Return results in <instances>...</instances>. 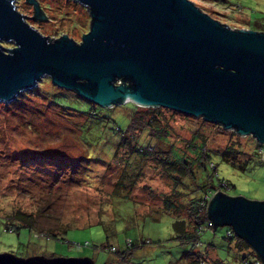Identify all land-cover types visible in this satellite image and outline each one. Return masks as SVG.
Here are the masks:
<instances>
[{
    "label": "rangeland",
    "instance_id": "1",
    "mask_svg": "<svg viewBox=\"0 0 264 264\" xmlns=\"http://www.w3.org/2000/svg\"><path fill=\"white\" fill-rule=\"evenodd\" d=\"M190 1L230 28L249 29L247 21L258 18L250 30H264V0ZM35 2L41 14L38 18L27 0H14L17 10L42 35L55 39L65 34L79 42L88 31L89 15L79 3ZM17 99L0 102V253L88 257L93 264H195L199 249L207 254L204 259L199 256V264H243L241 252L221 239L225 226L201 235V239L213 238L211 247L194 241L187 251L169 240L173 212L165 210L162 202L171 200L174 188L159 159L170 147L189 156L186 146L198 135L195 144H203L210 155L211 161L206 162L208 167L213 162V176L229 183V187L218 183L215 190L261 201L264 162L258 155L264 146L254 145L251 136L149 107L160 110L167 133L159 140L154 136L165 132L137 134V142L150 146L148 156L136 158L129 154L130 139L120 140L127 121L122 107L101 109L74 91L55 86L48 77ZM226 147L233 153L225 160L234 156L236 165L219 159ZM247 158L240 169L237 164ZM16 210L33 217L32 229H21L17 235L5 228L7 216ZM174 214L185 220L189 216L184 211ZM246 258L251 260L249 255Z\"/></svg>",
    "mask_w": 264,
    "mask_h": 264
},
{
    "label": "water",
    "instance_id": "2",
    "mask_svg": "<svg viewBox=\"0 0 264 264\" xmlns=\"http://www.w3.org/2000/svg\"><path fill=\"white\" fill-rule=\"evenodd\" d=\"M72 1L90 19L79 42L42 35L14 0H0V102L16 100L48 77L101 107H161L264 146V32L230 28L190 0ZM27 2L38 18L35 0ZM206 214L212 228L230 227L264 264V200L216 190ZM0 264L93 263L0 253Z\"/></svg>",
    "mask_w": 264,
    "mask_h": 264
},
{
    "label": "trees",
    "instance_id": "3",
    "mask_svg": "<svg viewBox=\"0 0 264 264\" xmlns=\"http://www.w3.org/2000/svg\"><path fill=\"white\" fill-rule=\"evenodd\" d=\"M238 4L240 6V3ZM241 7L243 8V6ZM257 20L258 18H250L249 21H247L246 19L245 21H247V27L249 29H254V24H258ZM262 31L264 30L262 29ZM14 101L17 102L18 99ZM117 106L122 107L127 111V121L125 123L124 129L122 130L120 140L123 141L124 139H130L129 154H135L136 158H141V156L144 158L149 153V151H146V148H148L150 145L143 146V141L137 142V140L135 139H138V137L143 132H145V135L148 132L149 136L153 135V132H165L160 135L154 134V137H156L157 140H159L162 136H164V134L167 133L166 125L163 123L160 110L149 107L140 108V106H136L135 104L130 102L123 103L122 105H113L112 107L100 108L107 111H112ZM137 134L139 136H137ZM196 139H199L198 135H193L186 146L189 156H186L183 153H178L174 148L170 147L163 153L162 157L159 159V163L162 169L164 170V172H166V177L171 181V184L174 188V190H172L170 193V195H173L171 200L166 198L162 202V206L165 210L173 212L171 213L172 216H169L173 219H171L170 222L171 236L169 237V240L173 241L175 246L187 248V251L192 247L194 241L202 244V246H213L212 237L210 238L208 236V240L201 239V235L204 234L206 230L213 229V231L215 232L216 229V227L212 228V226L210 225L211 221L208 218L205 209L203 210V207H205L204 196L211 191L214 192L218 183H223L225 185L224 187H229V183H226V181H224L223 179L217 178V175L215 177L213 176L215 168H213V166L208 167L206 162V160L209 159L211 161L210 155L203 148V144H195ZM252 141L254 145H260L254 140ZM230 153H233V151L230 147H226L223 150V154L219 155V159L227 162L225 160V157ZM258 156L261 157V154ZM231 157L232 159L227 163L236 165L234 156ZM248 159L249 158H247L240 164L238 163V167L242 169V165H244L248 161ZM210 163L213 164V162ZM213 179L217 181L216 184H213ZM114 190L119 191L117 188H114L113 191ZM198 195L200 196L198 197ZM183 211L187 214V216L189 215L187 220H185L184 218L175 217L174 213L179 214ZM7 219L8 222L5 223L6 230L11 232L14 231L16 235L21 229H32L33 217H31L30 215H25L24 212H21L20 210L13 211V213L7 216ZM8 223L10 224L9 226L7 225ZM208 226H210V228H208ZM49 235L52 236L54 234L50 232ZM221 239L227 241L228 247L234 245V248L241 252L240 261H242L243 264H252L253 259L256 257L255 253L244 242V240L234 235L230 227H225L224 236H222ZM144 243L145 241H142V244ZM111 248H113V246H111ZM187 251L184 252L185 255H188ZM117 252L121 253L123 252V250H118ZM197 252L198 255L195 264H199V256L201 259H204L207 255L199 249L197 250ZM248 255L251 256V260H247L246 257Z\"/></svg>",
    "mask_w": 264,
    "mask_h": 264
},
{
    "label": "built area",
    "instance_id": "4",
    "mask_svg": "<svg viewBox=\"0 0 264 264\" xmlns=\"http://www.w3.org/2000/svg\"><path fill=\"white\" fill-rule=\"evenodd\" d=\"M258 146H260V145H258ZM258 150H260V148L258 149ZM212 166H213V164H212ZM212 166H210V167H212ZM213 168H214V166H213ZM223 186H225L223 183H221ZM216 191V190H215ZM214 191V192H215ZM213 191H211L210 193H208L207 195H205L204 196V199H205V210H206V204H207V201L210 199V197L213 195V193H214ZM210 225H211V223H210ZM208 227H210V226H208ZM112 250H113V248H112ZM252 264H261L260 263V261H259V259L257 258V257H255L254 259H253V261H252Z\"/></svg>",
    "mask_w": 264,
    "mask_h": 264
},
{
    "label": "clouds",
    "instance_id": "5",
    "mask_svg": "<svg viewBox=\"0 0 264 264\" xmlns=\"http://www.w3.org/2000/svg\"><path fill=\"white\" fill-rule=\"evenodd\" d=\"M126 103V102H125ZM131 103V102H130ZM264 150V149H263Z\"/></svg>",
    "mask_w": 264,
    "mask_h": 264
}]
</instances>
